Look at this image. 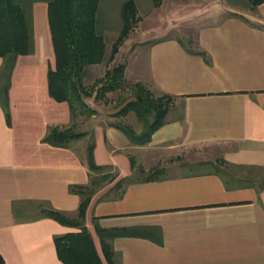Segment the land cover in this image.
Wrapping results in <instances>:
<instances>
[{"label":"crops","instance_id":"1","mask_svg":"<svg viewBox=\"0 0 264 264\" xmlns=\"http://www.w3.org/2000/svg\"><path fill=\"white\" fill-rule=\"evenodd\" d=\"M138 24L129 35V48L137 47L128 49L125 78L174 99L143 145L97 112L77 120L93 131L95 163L116 174L85 212L98 253L95 224L153 226L149 237L113 238L117 262L264 264V2L251 8L246 0H161ZM32 27L33 52L18 55L11 72L10 124L0 106V254L2 264H63L53 236L76 228L26 213L45 203L76 215L80 198L68 186L88 181L86 139L72 148L42 141L48 126L69 124L70 113L48 94L47 70L55 62L46 2L33 3ZM131 159L166 173L110 190L135 173ZM217 160L232 169L224 171L229 178L215 168L188 169Z\"/></svg>","mask_w":264,"mask_h":264},{"label":"trees","instance_id":"2","mask_svg":"<svg viewBox=\"0 0 264 264\" xmlns=\"http://www.w3.org/2000/svg\"><path fill=\"white\" fill-rule=\"evenodd\" d=\"M24 0H0V106L7 124H10L8 89L11 72L18 55L31 54L34 49L32 8L22 5ZM47 3V19L54 53V67H48V94L58 102H66L69 107L70 121L67 125H50L42 138L52 146L72 148L73 143L85 140L84 161L88 168V181L85 184H70L69 192L76 194L80 202L74 217L56 210L47 204L39 203L34 207L32 219L51 218L58 223L74 227L76 230L53 236L58 259L63 264H120L115 258L112 239L118 236H144L156 229L153 226L131 228H101L94 225L100 243L101 256L98 253L91 233L85 226V212L91 197L103 186L111 183L116 174L111 172V165H98L93 158L95 145L92 130L77 128L79 117H90L96 114L87 102L93 96L95 100L106 93L120 90L125 85V62L107 68L104 74L88 81V67L100 64L106 59L104 30L105 18L102 14L104 0H33ZM249 6L264 0H246ZM158 6L161 0H152ZM100 8V9H99ZM137 6L134 0H125L121 5V29L111 45L108 61H112L118 48L131 28L139 21ZM132 97L124 101L114 116H124L130 112L142 123V130L136 132L124 122H109L119 129L132 144H146L152 133L165 123L166 114L172 105L173 96L169 94L155 95L141 82L132 85ZM131 167L135 173L119 179L110 190L119 189L133 181H147L159 177L161 169L144 173L135 166L131 159ZM217 174L229 178L219 168ZM142 175L137 177L135 174ZM263 184V183H262ZM261 185V184H260ZM259 185V186H260ZM262 186V185H261ZM106 198L107 195L101 199ZM3 257L0 254V264Z\"/></svg>","mask_w":264,"mask_h":264},{"label":"rangeland","instance_id":"3","mask_svg":"<svg viewBox=\"0 0 264 264\" xmlns=\"http://www.w3.org/2000/svg\"><path fill=\"white\" fill-rule=\"evenodd\" d=\"M33 0H24L22 1V5L28 8V6L31 8L33 7ZM123 0H104V3L102 4V14L103 18H105L106 27L104 30V39L106 44V59L104 62L98 64L97 66L90 67L88 69V81L92 82L95 78L100 77L104 74V71L107 68H111L115 66L118 63L125 62L128 59L129 56V50L133 47H137V45H133L131 48H129L134 42V39L129 38V35L136 34V32L139 31V24L138 22L131 28L128 35L126 36L128 39L127 44L123 47L122 43L118 48V52L114 56V59L112 61H108L107 57L109 56L111 45L116 40L119 31L121 29L122 21H121V4ZM151 1V0H150ZM152 7V2H149V0H140L139 4L137 6V14L142 19L145 15V12ZM100 9V8H99ZM139 19V20H140ZM131 36V35H130ZM137 36V35H136ZM125 37V38H126ZM125 41V39L123 40ZM132 48V49H133ZM129 60H127L128 62ZM125 85L122 89L116 90L113 92H108L104 97L99 98L95 100L93 96L87 98L88 104H94L93 107L96 108V112L98 115H102L104 118H108L106 120H109V122H124L126 124H129L136 132H140L142 130V123L137 120L136 116L133 114V112L128 113L124 116H114V114L117 112V110L122 106V103L124 101L129 100L132 97L133 89L132 85L135 83L133 80H130L129 78H125ZM143 84V83H142ZM80 119V117H79ZM111 120V121H110ZM77 128H84L81 126H78ZM212 151L216 152L215 148L211 149ZM210 151V150H209ZM211 162H214L211 160ZM216 163L212 164H201V163H195L190 165L188 169L192 171H200V170H208V169H214L219 168L223 171H230L232 169H228V167L223 164L222 162H219V160L215 161ZM155 169H161L162 173L161 175H164L166 173L165 169L163 167H154L149 170L142 169L144 173L151 172ZM113 172V171H111ZM137 177L141 176L140 173L135 174ZM34 212H27L26 216L33 215Z\"/></svg>","mask_w":264,"mask_h":264}]
</instances>
